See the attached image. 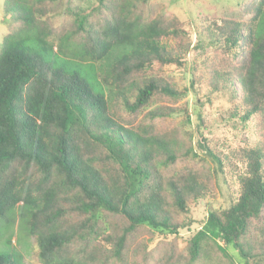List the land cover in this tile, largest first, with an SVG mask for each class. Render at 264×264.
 <instances>
[{
    "label": "trees",
    "instance_id": "trees-1",
    "mask_svg": "<svg viewBox=\"0 0 264 264\" xmlns=\"http://www.w3.org/2000/svg\"><path fill=\"white\" fill-rule=\"evenodd\" d=\"M151 3L2 0L0 222L21 205L41 264H194L215 252L219 264H264V0L204 17L196 44ZM198 48L189 89L206 81L228 101L218 124H251L253 144L210 143L203 112L199 141L186 128L185 92L164 68ZM226 175L237 196L192 230L191 204Z\"/></svg>",
    "mask_w": 264,
    "mask_h": 264
},
{
    "label": "rangeland",
    "instance_id": "rangeland-1",
    "mask_svg": "<svg viewBox=\"0 0 264 264\" xmlns=\"http://www.w3.org/2000/svg\"><path fill=\"white\" fill-rule=\"evenodd\" d=\"M251 2H253V0H152L151 10H159L160 13L166 15L175 14L184 24L192 42L196 44L198 40L201 39V37H198L199 34L197 31L204 17L219 16L225 10H230L233 15L236 14V16H238L240 14L239 11L245 10V5ZM241 13L243 14V12ZM2 16V0H0V42L7 32L2 22ZM59 22L60 18H56L53 23L57 25ZM204 45L205 47L208 46L205 42ZM202 49L203 48H198L197 51L191 52L185 59V66L183 68L175 66H167L164 68L166 73L172 76V80L177 84V87L182 92H185L184 97L177 105L181 108L185 106L188 111V117H191V122L190 124H186V128L194 132L195 138L199 141L200 137H198V134L195 132L197 125L195 116L197 112H203L205 115L204 124L213 125L208 130H203V127L201 128L203 136L207 140H210V143H222L230 146V148H235L245 143L250 145L253 144L255 137L251 124L248 126H243L237 122L218 124L217 119H219V117L217 115L220 111L226 109L228 101L212 94L206 81L197 79L194 86L195 93L189 89V82L193 73L191 66L194 59L200 58L199 56ZM207 50L206 48L204 51L207 52ZM81 66L83 70L84 67H90V65L85 64H81ZM106 67L107 66L102 63L95 64L94 67H91L97 82L96 85L99 91L105 95H107V90L105 88L104 90L100 89L99 84L102 76V69H106ZM101 87H103L102 83ZM199 103L202 104V106H200ZM187 115L183 113L177 114L176 119L185 121V116ZM233 179L234 178L226 175L224 182H220L219 188H216L213 193L207 194L204 196L205 198L191 204L188 217L194 221L191 225L192 230L197 229L200 225L199 222L205 219V211L208 206L215 209H222L229 203V199L237 196V185ZM24 213V210L21 209V205H17L7 213L5 221L0 222V254L11 256L15 264H41L38 258V248L35 238L27 234ZM191 234L192 232H188L186 229L179 231L178 254L182 256L186 255V242ZM219 244L222 245L221 243ZM217 254L219 253H210V255L202 257L194 264H219L215 259L220 257H215ZM157 257L158 255L154 257V264L158 261ZM181 260H183V258H180L178 260L179 262L175 264H185L180 262ZM222 261L224 262V260Z\"/></svg>",
    "mask_w": 264,
    "mask_h": 264
}]
</instances>
